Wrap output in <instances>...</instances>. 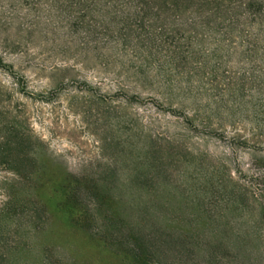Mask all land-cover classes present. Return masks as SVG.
Here are the masks:
<instances>
[{
  "label": "rangeland",
  "instance_id": "1",
  "mask_svg": "<svg viewBox=\"0 0 264 264\" xmlns=\"http://www.w3.org/2000/svg\"><path fill=\"white\" fill-rule=\"evenodd\" d=\"M147 4L0 0L1 117L49 180L44 229L0 244V264H130L73 223L67 175L105 188L121 240L135 233L154 264H264V0L217 17ZM9 189L0 166V204Z\"/></svg>",
  "mask_w": 264,
  "mask_h": 264
},
{
  "label": "trees",
  "instance_id": "2",
  "mask_svg": "<svg viewBox=\"0 0 264 264\" xmlns=\"http://www.w3.org/2000/svg\"><path fill=\"white\" fill-rule=\"evenodd\" d=\"M150 1L161 5L170 3L178 9L193 7L197 13L203 12L208 16L217 17L228 14L227 4L231 0H140V3L148 5ZM244 4L251 6L247 2ZM0 95H3L1 90ZM5 112H7L5 109H0V166L18 177V184L21 185L22 190L12 189L13 191H10L9 189V194L0 204V244L18 251L25 248V240L22 238L27 232H22L24 229L36 233L42 231L47 223L48 216L45 207L36 199V191L44 187L46 181L49 180H45L48 175L45 165L35 171L31 170L33 159L27 155L30 136L22 129L21 123L16 121V117H13L12 122H4L1 115ZM262 178L264 179V176ZM86 180L67 175L61 181L65 186L61 184L60 187L67 189L68 194L64 204L72 203L82 209L77 217L72 218L73 223L122 255L130 264H154L150 248L135 233L130 231L131 234L127 241L121 240L122 231L120 229L125 228V222L112 208V198L109 197L105 188L91 186ZM71 184L72 186L69 187ZM29 186L35 197H26L24 194V189ZM88 194L95 200V208L92 211L83 202V198ZM261 219L264 231V207ZM97 221L103 223V228L93 233ZM12 235L17 238V241L11 240ZM8 241L11 243L10 246H8Z\"/></svg>",
  "mask_w": 264,
  "mask_h": 264
}]
</instances>
